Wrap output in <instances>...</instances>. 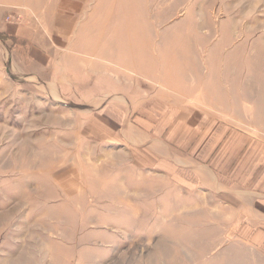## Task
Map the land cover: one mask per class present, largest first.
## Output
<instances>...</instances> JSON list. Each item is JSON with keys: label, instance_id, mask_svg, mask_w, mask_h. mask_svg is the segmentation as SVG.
I'll return each mask as SVG.
<instances>
[{"label": "rangeland", "instance_id": "1", "mask_svg": "<svg viewBox=\"0 0 264 264\" xmlns=\"http://www.w3.org/2000/svg\"><path fill=\"white\" fill-rule=\"evenodd\" d=\"M59 2L55 20L51 10L0 5V264L31 249L37 264H264V243L245 234L237 207L206 184L143 168L120 142L129 139L121 123L118 141L92 125L112 91L157 86L162 71L168 84L219 87L230 62L264 90V0ZM33 47L47 62H32ZM65 54V66L87 61L90 111L44 86ZM254 94L241 122L252 132L264 124Z\"/></svg>", "mask_w": 264, "mask_h": 264}, {"label": "crops", "instance_id": "2", "mask_svg": "<svg viewBox=\"0 0 264 264\" xmlns=\"http://www.w3.org/2000/svg\"><path fill=\"white\" fill-rule=\"evenodd\" d=\"M59 4V0H0V5H17L25 14L34 12L32 7H40L46 12L51 10L52 20L59 15ZM14 27L8 26L6 31L31 36L30 30ZM101 47L102 44L97 46L96 53ZM30 53L32 62L34 56L39 61L48 60L47 54L37 47H33ZM66 56L68 54L61 55V69L58 71L54 66L56 73L43 81L44 86L51 91L58 87L68 97L77 96L78 108L90 111L86 100L87 84L92 76L87 73V61L78 57L71 66H65ZM228 66L234 71L224 75L219 87L188 78H180V82L174 85L168 84L162 71L157 86L155 80H150L139 91L130 86L125 93L112 91L106 98H101L103 103L95 109L97 115H94L92 125L102 135L114 137V141L119 139L116 125L121 123L120 131L127 127L129 139L120 142L143 168L160 169L166 178L180 183L206 184L212 195H222L228 206L237 207L238 224L242 219L246 221L244 225L248 230L245 234H251L254 229L255 239L264 243V124L256 126L254 132L241 124L248 115V94L255 93L264 98L263 81H249L237 70L238 65L229 62ZM130 79L134 82L132 77ZM248 85L252 87L248 89ZM75 91L76 94L72 95ZM212 93L222 95L221 108L210 103L214 100L211 97L216 96ZM205 96L209 101L206 106L201 101ZM95 99L101 100L98 95ZM260 100L263 121L264 99ZM99 111H104V116L98 114ZM31 250L30 253L15 254V259L5 264H37L39 254ZM60 256L65 260L64 254Z\"/></svg>", "mask_w": 264, "mask_h": 264}]
</instances>
